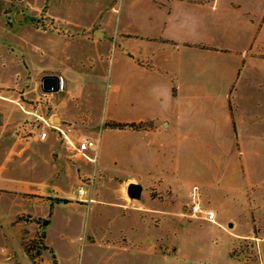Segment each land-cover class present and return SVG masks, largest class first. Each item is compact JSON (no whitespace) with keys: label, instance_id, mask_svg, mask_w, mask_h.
<instances>
[{"label":"crops","instance_id":"crops-1","mask_svg":"<svg viewBox=\"0 0 264 264\" xmlns=\"http://www.w3.org/2000/svg\"><path fill=\"white\" fill-rule=\"evenodd\" d=\"M80 1L26 0L49 25L46 30L32 27L41 37L35 47L40 79L55 75L61 80L59 91L47 95H56L67 84L71 96L81 89L95 91L100 83L96 64L105 52L100 51L102 41L108 44L106 85L99 107L69 109L56 102L52 119L58 122L44 129L43 140L38 133L21 138L15 127L28 112L10 106L15 115L8 121L7 152L0 151V232L6 239L0 264H53L52 256L56 264H175L174 254H160L158 238L148 233L141 241L131 237L139 227L152 226L143 222V207L128 209L132 198L127 187L139 185L141 195L144 187L167 189L176 203L188 201L195 188L194 201L197 195L201 205L210 204L229 228L222 222L212 227L230 232L238 222L216 205L227 201L225 178L214 186L193 184L185 200L179 189L185 181L176 176L190 166L192 153L218 155L225 150L241 158L239 167L251 180L247 188L256 192V200L246 202V232H231L236 237L227 246V263L242 264L228 254L238 241L250 238L259 264H264V180L259 174L264 170V0H83L77 5ZM73 40L92 46L95 60H73L65 53L61 46ZM24 62L32 73V61L24 57ZM108 123L143 127L113 129ZM80 138L93 140L96 147L80 152ZM115 187L122 204L107 199ZM18 201L40 212L15 210ZM116 206L123 208L118 219L136 221L130 233L126 226L115 228L114 217L104 208ZM60 211H65L64 226L58 227ZM167 213L170 218L186 215L176 209ZM22 214L43 221L37 226L43 249L34 260L20 242L22 228L12 226ZM85 215L93 219L83 222L81 234L73 221ZM8 228L13 238L7 237ZM99 251L107 257L90 259ZM81 252L89 259L80 260Z\"/></svg>","mask_w":264,"mask_h":264},{"label":"rangeland","instance_id":"rangeland-1","mask_svg":"<svg viewBox=\"0 0 264 264\" xmlns=\"http://www.w3.org/2000/svg\"><path fill=\"white\" fill-rule=\"evenodd\" d=\"M63 2L68 4L69 0H63ZM76 4L83 5L84 3L81 0L80 2H76ZM37 5L40 6L41 2L39 1ZM17 16H20V20H17ZM32 27L46 30L49 25L46 26L42 16H37L34 11H31L28 5H26V0H0V151H4L3 154L7 152L8 134L11 132L8 121L10 117L13 118L15 115L13 108L10 106H16L19 112H24L20 107H26L25 109L28 112L25 113L27 114L26 118L17 123L15 130L21 135V138H28L41 131V129L35 128L37 125H39V128L43 125L38 117L47 120L50 124L58 122L52 119L56 114L54 108L56 102L65 104L69 109L82 105L93 107L102 105L104 93L102 89L106 85L103 73L107 66L105 55L108 44L105 41L101 43L102 48L100 51L105 50V52H101L103 59L96 64L97 76L100 83L95 91L81 89L74 96H71L69 85L67 84L64 90L56 95H47L40 89V75L38 73L42 65L39 54L35 51V47L40 45L41 37L39 38V34ZM61 47L64 48L63 51L71 56L73 60L80 59L87 63L89 62V58L95 60L92 57L95 52L94 48L84 41L73 40ZM24 57L32 61V73L27 69ZM68 76L71 78L76 77L74 74ZM224 141L226 142L227 140L224 139ZM204 158H206V161H203ZM216 159H218V163H216ZM240 160L239 156L226 153V150L223 154L219 153L218 155L216 153L212 155L192 153L190 166L186 170L176 172L177 179L185 181L182 188H179L182 190L185 200H188V195L191 192L193 184L199 186L200 184L207 183L214 186L216 180H220L222 177L225 178L229 184L228 198L226 199L227 201L216 205L221 209L222 215L227 218L233 217L236 219L235 222H238L239 225H234L233 223L230 232L223 227H212L217 226V222H222L227 229L229 228L224 224L227 220L218 219L217 212L214 211V208L210 204L201 205L197 200V195L196 202L194 201L195 188L192 189V195L188 201L176 203L173 197L169 195L170 192L167 189L144 187V192L139 199H130L128 209L134 207V204L139 205L140 208L143 207V222L149 224L152 228L145 230L146 226L143 225V227L138 228L136 233L134 231L130 233V226L136 223L134 219L121 220L117 218L118 210L121 211L123 208L118 209L117 206L116 208H104L109 212L110 216L114 217L113 224L115 228L121 229L123 226H126L127 228L125 229L129 231L133 239L144 240L147 237V233L149 237L158 238L160 254H174L177 257L175 264H228L226 259L227 246L232 237H236L232 233L239 234L246 232L248 228L245 223L244 212L247 205L246 202L248 199L256 200V192H252L247 188V183L251 182V180L247 178V174H244L239 167ZM118 174H121L119 170ZM259 174H262L261 180H264V170L259 172ZM170 175L171 172H169L168 176ZM120 176L123 177L122 175ZM177 187L180 186L177 185ZM169 197L173 202H169ZM24 198H26V195ZM120 198L119 190L116 187L112 188L111 193L107 194V199H114L122 204ZM196 204L203 210L212 212L215 216V222L206 223L204 219L194 216L192 208ZM106 205L112 206L110 204ZM7 206L11 207V205ZM14 206L15 210L23 209L30 214L40 212H36L35 206L27 202L18 201ZM211 207L213 211H211ZM119 208L121 207L119 206ZM173 209L184 212L186 214L185 218H177L176 216L178 215L170 218V214L167 211H172ZM64 212H58V219L56 221L58 227L64 226V222H62ZM92 219L89 215L82 216L79 219L74 218V228H78L82 234L84 230L83 222L88 223L89 221L91 224ZM199 222H203V224ZM16 223H19V225H16ZM41 223H43L41 219H33L28 214H22L12 224L13 227L19 226L22 228L23 233L20 242L24 250L31 257H37L43 249L41 240L43 232L41 233L37 229V226H40ZM102 223L103 221L99 225ZM33 229H35V234L32 233ZM84 234H86V231H84ZM6 235L9 239L13 238L12 229L8 228ZM14 240H10V243L14 242ZM5 244L6 239L2 232H0V262L4 258L3 249ZM92 255L90 259L97 261H101L107 257L105 253L100 251ZM228 255L232 256V259L239 260L242 264H259L254 239L245 238L238 241ZM79 258L86 261L89 259V255L85 253L83 256V252H81ZM169 259L172 262L173 258Z\"/></svg>","mask_w":264,"mask_h":264},{"label":"built area","instance_id":"built-area-1","mask_svg":"<svg viewBox=\"0 0 264 264\" xmlns=\"http://www.w3.org/2000/svg\"><path fill=\"white\" fill-rule=\"evenodd\" d=\"M38 119H40L43 123V125H41V128H39V125H37L35 128L36 129H41V131H38L37 136L39 139L43 140L47 137V131H45L44 129H53L52 124L48 123L47 121H45L43 118L38 117ZM96 147V143L93 140L87 139V138H80L78 141V150L80 152H85L88 151L90 149H94ZM192 213L194 216H196L197 218L200 217L208 222H215V216L212 212H208L203 210L198 204L194 205L192 208Z\"/></svg>","mask_w":264,"mask_h":264},{"label":"water","instance_id":"water-1","mask_svg":"<svg viewBox=\"0 0 264 264\" xmlns=\"http://www.w3.org/2000/svg\"><path fill=\"white\" fill-rule=\"evenodd\" d=\"M20 20V16H17ZM99 36L100 34H96ZM61 87V80L55 75H46L40 79V89L45 94L56 93ZM127 195L132 199H139L141 196V187L137 184H129L127 187Z\"/></svg>","mask_w":264,"mask_h":264},{"label":"trees","instance_id":"trees-1","mask_svg":"<svg viewBox=\"0 0 264 264\" xmlns=\"http://www.w3.org/2000/svg\"><path fill=\"white\" fill-rule=\"evenodd\" d=\"M107 127L109 128H113V129H124V128H132V129H135V130H138V129H141L143 127V124H130V125H127V124H115V123H108L106 124ZM151 126V125H150ZM56 202H63V203H66V200H59V199H56L55 200ZM26 252V251H25ZM26 254L32 259L34 260L35 257H31L27 252ZM39 255V254H38ZM232 257V256H231ZM52 260H53V264H56L55 263V258L54 256H52Z\"/></svg>","mask_w":264,"mask_h":264}]
</instances>
